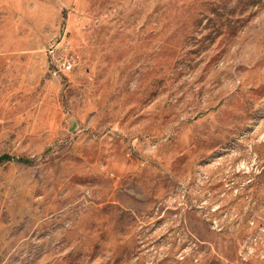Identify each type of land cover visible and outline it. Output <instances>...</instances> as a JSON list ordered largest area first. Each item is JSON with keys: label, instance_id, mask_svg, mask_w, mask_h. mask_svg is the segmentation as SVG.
<instances>
[{"label": "rangeland", "instance_id": "obj_1", "mask_svg": "<svg viewBox=\"0 0 264 264\" xmlns=\"http://www.w3.org/2000/svg\"><path fill=\"white\" fill-rule=\"evenodd\" d=\"M6 156L0 264H264V0H0Z\"/></svg>", "mask_w": 264, "mask_h": 264}, {"label": "built area", "instance_id": "obj_2", "mask_svg": "<svg viewBox=\"0 0 264 264\" xmlns=\"http://www.w3.org/2000/svg\"><path fill=\"white\" fill-rule=\"evenodd\" d=\"M46 53L53 76H65L74 70L78 56L75 54V51L72 49L69 42L64 40V37L60 41H54L46 49ZM152 242L153 241L151 240L149 242L151 243L150 247L144 250V253H147L148 255V260L145 262V264H152V261L155 258L156 260H160L166 257L168 255V251L170 250V244L162 245L160 249H154V245ZM143 244H141V248L144 247ZM186 249L188 248L180 249L176 256L182 259L184 257V253L186 252Z\"/></svg>", "mask_w": 264, "mask_h": 264}, {"label": "trees", "instance_id": "obj_3", "mask_svg": "<svg viewBox=\"0 0 264 264\" xmlns=\"http://www.w3.org/2000/svg\"><path fill=\"white\" fill-rule=\"evenodd\" d=\"M7 159H10V158L7 157V156H6V157H2V158L0 159V161H1V160H7Z\"/></svg>", "mask_w": 264, "mask_h": 264}]
</instances>
